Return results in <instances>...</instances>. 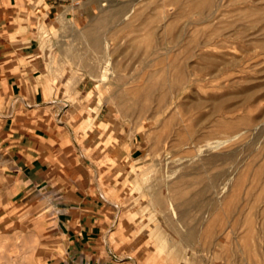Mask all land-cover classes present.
I'll return each mask as SVG.
<instances>
[{"label":"rangeland","instance_id":"rangeland-1","mask_svg":"<svg viewBox=\"0 0 264 264\" xmlns=\"http://www.w3.org/2000/svg\"><path fill=\"white\" fill-rule=\"evenodd\" d=\"M91 5L83 19L53 20L54 37L43 25L51 91L76 107L91 79L89 119L102 104L114 130L137 137L135 207L167 246L193 264H264V0ZM13 203L0 188V264H36L44 235L6 240L12 216L23 229L35 219L8 212Z\"/></svg>","mask_w":264,"mask_h":264},{"label":"crops","instance_id":"crops-1","mask_svg":"<svg viewBox=\"0 0 264 264\" xmlns=\"http://www.w3.org/2000/svg\"><path fill=\"white\" fill-rule=\"evenodd\" d=\"M91 3L0 0V188L17 202L8 212L35 218L23 229L12 216L6 240L22 248L30 231L44 235L36 264H193L163 242L162 226L140 219V177L130 168L140 143L113 129L102 104L90 121L91 79H80L76 107L51 91L43 25L54 37L53 20L90 16Z\"/></svg>","mask_w":264,"mask_h":264},{"label":"built area","instance_id":"built-area-1","mask_svg":"<svg viewBox=\"0 0 264 264\" xmlns=\"http://www.w3.org/2000/svg\"><path fill=\"white\" fill-rule=\"evenodd\" d=\"M72 6H81L87 0H69Z\"/></svg>","mask_w":264,"mask_h":264}]
</instances>
